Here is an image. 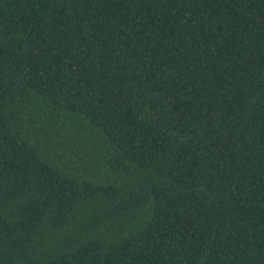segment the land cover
<instances>
[{
    "label": "trees",
    "instance_id": "16d2710c",
    "mask_svg": "<svg viewBox=\"0 0 264 264\" xmlns=\"http://www.w3.org/2000/svg\"><path fill=\"white\" fill-rule=\"evenodd\" d=\"M0 264H264V0H0Z\"/></svg>",
    "mask_w": 264,
    "mask_h": 264
}]
</instances>
